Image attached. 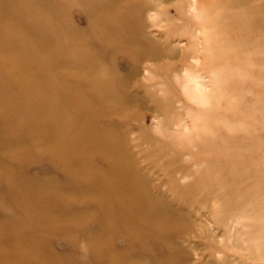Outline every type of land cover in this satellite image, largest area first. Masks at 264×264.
I'll return each mask as SVG.
<instances>
[{"label": "rangeland", "instance_id": "1", "mask_svg": "<svg viewBox=\"0 0 264 264\" xmlns=\"http://www.w3.org/2000/svg\"><path fill=\"white\" fill-rule=\"evenodd\" d=\"M210 1L0 0V14L9 19H0V41L9 21L30 31L20 16L33 6L38 19L52 15L50 5L65 18L72 36L49 42L56 55L49 75L82 92L103 85L114 99L95 117L78 112L64 130L78 135L86 123L106 132L122 149L133 184L160 214L156 228L125 227L126 216L88 199L84 181L65 170L68 159L53 164L50 154L61 157L63 140L52 147L29 131L24 78L0 67V264H264V30L249 44H236L233 33L225 34L235 44L218 37L213 43L229 51H216L215 65L207 67L201 39L225 24L209 23ZM248 4L216 14L264 12V0ZM98 16L108 29L104 42L91 27ZM116 39L128 51L117 49ZM192 44L201 62L187 61L182 72L179 60ZM17 49L11 53L19 62ZM194 83L205 89L194 91ZM54 131L59 138L62 127ZM76 148L72 171L89 160L105 168L101 155L86 159Z\"/></svg>", "mask_w": 264, "mask_h": 264}, {"label": "bare ground", "instance_id": "2", "mask_svg": "<svg viewBox=\"0 0 264 264\" xmlns=\"http://www.w3.org/2000/svg\"><path fill=\"white\" fill-rule=\"evenodd\" d=\"M216 2L217 0H211L210 3L205 5L209 23L222 24L225 21V24H222L224 26L223 31L221 30L218 31V33H212L201 39L203 42L200 43L199 46H201L204 52L203 62L207 67L215 65L216 51L222 53L223 50H226V48H218V46L213 43L218 37L223 41H229L227 44H235V42H232L230 37L225 34L227 33L230 35L233 33V35H237L235 37L236 44H249L255 34L260 35L264 30V12L255 9L254 7L244 8L242 13L236 15L227 14L218 17L216 14L218 12H216V10H220V8L235 10L236 8L246 7L249 5L248 0H223L218 4ZM49 7L52 15H41L38 19L36 9L33 6L32 9L30 8V10L33 11L32 13H30L31 11L29 10L28 13L25 12V14L20 16V19L23 20L22 25L30 31L20 28L18 29L15 25L17 23L12 21H9V23L3 27V40L0 41V67L15 73V75H12L14 77L13 79H15V77L16 79H19V77L20 79L22 77L24 78V90L29 92V98H24L21 102V106L26 109V117L24 121H28V124L30 123L29 131H33L34 136L42 138L45 142L52 143V147L54 143L59 142L58 140H63L60 144L65 146L66 150L62 152L59 150V153L61 152V157H58L59 155L57 157H52L50 154L51 158L54 159L53 164L59 165L63 159L66 161L68 159V162L64 164V168L69 176H71L73 180H80V183H82L81 181H84L86 192L88 193L86 197L100 202V204L104 206L103 210L105 213L114 210L116 213L119 212L120 215L126 216V219L123 218L125 227L156 228L160 225V220L158 221L160 214L158 211L156 212L153 210V207L150 205L152 203L147 198L144 190L133 184V173L128 172L124 166L125 158L122 155V149L120 150V147L114 141L109 139L107 133L100 128L86 123L83 124L82 131L78 133V135H68L67 129L66 131L64 130L69 120L72 122L74 117H78V112H82L88 118L95 117L97 112H100V109L103 108V104L108 103L110 100L113 101L114 98H112L113 94L110 91H107L102 87L103 85L90 86L88 90L89 92H82L73 87L68 89L64 85L59 86V84L49 75L50 68L54 65V59L56 58L53 50L49 47V42L52 44L54 42L53 45H59L72 36V29L65 18L60 13L53 14L54 7H51V5ZM198 8L199 6L196 4H192L190 10H192L193 13H196ZM0 19H6V21L9 20L6 15L1 14ZM103 19L104 18L100 16L97 18L95 17L94 22L91 25V27L99 34V37L101 38L99 40L100 42L105 41L103 37H105L108 32ZM31 31L39 32L40 38H38L39 44L37 47L32 46L31 39H29V35L32 34ZM115 41L114 45H116L117 49L124 52L128 51L126 50L124 43H117V39ZM195 46L197 45L192 44L191 49H186L184 53H182L184 55L179 60V67L182 72H187V68H185V63L187 61L188 63L189 61L195 63L201 62V59L197 56L199 51ZM3 48H6L7 51L3 52ZM243 48H245V46L242 47V49ZM251 48L253 50V47ZM13 49L23 51V56L22 54L19 55L20 63L16 58L12 57L11 50ZM234 50H232L233 53L238 52ZM252 50H248V52ZM228 51L229 50L227 49L226 54ZM221 55L224 56L223 54ZM138 57L140 58V56ZM17 65L19 67L15 71ZM83 70H85V68H82V71ZM83 75L88 79L87 71L86 73L83 72ZM186 79L193 83L197 78L189 75ZM39 80L41 84L39 83ZM196 88V84L194 83V91ZM203 88L205 89L203 85H200V88H197L198 92ZM57 90L60 91L62 97L58 98ZM69 99L74 107L71 110H69L70 108L68 107ZM9 119L10 118H8V120ZM4 121L5 120H3V122ZM61 127L62 133L58 135L59 138H56L57 136L54 135V130L60 129ZM0 130L4 129L0 126ZM31 136L33 135L31 134ZM0 138H2V135ZM9 142L10 138L7 139L4 145L7 147ZM71 144H73V146L75 145V148H72L70 146ZM76 145L82 147V153L84 154L83 157L86 159H89L94 154L101 155L102 160L105 162V168H97L89 160L88 165H80L76 171H72L73 164L71 163L72 166H69V164L71 161L76 160V156L80 153V151L77 150ZM0 147L3 148V145ZM75 152H77V154H75ZM66 164L68 167H66ZM4 177L9 181V184L14 183L13 178L8 174H4ZM77 182L79 183V181ZM108 203H110V205H108ZM105 216H107V214H105ZM145 219L149 220L147 221V224L144 223ZM26 222H28V220L20 222L19 227L26 224ZM11 227L9 231L13 232ZM262 257L264 258V253H262Z\"/></svg>", "mask_w": 264, "mask_h": 264}]
</instances>
